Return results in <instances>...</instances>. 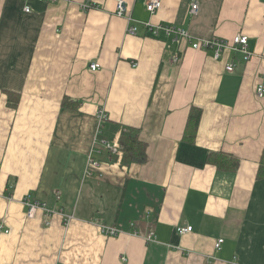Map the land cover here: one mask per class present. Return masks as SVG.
<instances>
[{
    "label": "crops",
    "instance_id": "0c3cea01",
    "mask_svg": "<svg viewBox=\"0 0 264 264\" xmlns=\"http://www.w3.org/2000/svg\"><path fill=\"white\" fill-rule=\"evenodd\" d=\"M123 1L129 20L116 0H0V264H264V0H160L153 14L150 0ZM161 24L192 41L244 34L252 56L216 60L151 36L146 25ZM99 109L100 138L117 153L98 155L101 176L86 179ZM122 135L146 145L142 163L121 151ZM25 199L49 213L27 219Z\"/></svg>",
    "mask_w": 264,
    "mask_h": 264
},
{
    "label": "built area",
    "instance_id": "2783aa9c",
    "mask_svg": "<svg viewBox=\"0 0 264 264\" xmlns=\"http://www.w3.org/2000/svg\"><path fill=\"white\" fill-rule=\"evenodd\" d=\"M41 2H45L47 4H54L58 3L60 1H68V0H38ZM93 4L91 1H88V3L81 5V8L83 11H87L90 8H93ZM161 7L160 0H150L147 3L146 10L153 14L156 10H158ZM25 12H29V8H24ZM198 10V4L196 2L192 3L190 8V14H195ZM115 15L118 17H123L125 19L129 18L128 9L124 3L123 0H116V9H115ZM147 29L150 30L151 36H158L159 33H164L166 35H175L176 39H180L183 41H186L191 44V47L195 50L202 49V51H210L213 54L214 59H219L220 56L224 52L232 51L233 53H239L242 56L243 61H248L251 58V53L248 50V37L244 34H237L231 41H226L218 38H212L209 40H196L192 41L188 33L183 29H177L173 27L172 25H157L155 27H151L149 25H146ZM129 34H134L135 29L129 28L128 29ZM174 62L178 63L180 61L179 57L174 56ZM133 67L136 66V64H132ZM100 68L99 64L92 63L89 66L90 71L95 72ZM233 70V66L229 65L226 67V71L231 72ZM264 95V87L263 85H260L256 88V97L258 99H261ZM95 118L97 121V129L96 133L94 135V138L92 140V145L90 147V150L87 154L86 163L83 170V177L86 179L94 178L95 176L100 177L101 176V169L102 164L98 160V155L102 154V152H107L109 154H115L117 153V148L112 146L109 142L104 140L103 138H100V135L102 133L103 127L105 123L108 120V115L103 109L97 110L95 114ZM24 206L26 207V218L32 219L36 215V212L38 210L45 211L46 213L48 210L45 207V204L31 199H25L24 200ZM49 213V212H48ZM59 214H61L59 212ZM67 219L70 220V217ZM134 225L133 223L131 224ZM1 228V225H0ZM101 231L104 235L107 237H116L119 234V231L115 228H108L101 226ZM192 230L191 227H179L177 228L178 234L182 235L185 233H188ZM5 233H8L7 230L4 231ZM147 241H153L154 240V233L150 232L148 233L146 237ZM223 244V239H217L214 244V249L216 251H219L221 248V245ZM229 264H238L237 260L234 259Z\"/></svg>",
    "mask_w": 264,
    "mask_h": 264
},
{
    "label": "trees",
    "instance_id": "16d2710c",
    "mask_svg": "<svg viewBox=\"0 0 264 264\" xmlns=\"http://www.w3.org/2000/svg\"><path fill=\"white\" fill-rule=\"evenodd\" d=\"M14 99L11 101V99ZM8 104L12 106V108H15L18 102V98L12 97L10 94H8ZM200 111L197 109L192 108L189 114V118L187 121L186 125V130H185V136L184 137H189L193 138L196 130L199 125V120H200ZM120 144V149L123 151L125 154L130 156V161L135 162V163H142L145 158H146V145L142 142L139 141L137 136H126L122 135L119 140ZM219 156L223 157L225 161H231L233 160L232 158L219 154ZM213 162L216 163L217 167L220 168L221 165L219 162L212 160ZM238 165V162L233 160L232 166H229L231 170H235ZM261 172V173H260ZM260 173V174H259ZM259 175L263 174L264 176V150L261 155L260 159V170H259Z\"/></svg>",
    "mask_w": 264,
    "mask_h": 264
}]
</instances>
